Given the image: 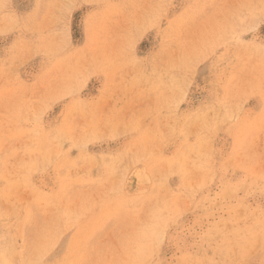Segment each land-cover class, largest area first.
<instances>
[{"label": "rangeland", "instance_id": "obj_1", "mask_svg": "<svg viewBox=\"0 0 264 264\" xmlns=\"http://www.w3.org/2000/svg\"><path fill=\"white\" fill-rule=\"evenodd\" d=\"M1 252L264 264V0H0Z\"/></svg>", "mask_w": 264, "mask_h": 264}, {"label": "bare ground", "instance_id": "obj_2", "mask_svg": "<svg viewBox=\"0 0 264 264\" xmlns=\"http://www.w3.org/2000/svg\"><path fill=\"white\" fill-rule=\"evenodd\" d=\"M12 198H13V197H12ZM43 204H44V203H43ZM159 234H160V233H159ZM234 248H235V247H234ZM0 254H3V253L1 252ZM213 256H214V255H213ZM4 259H5V258H4ZM13 261H14V259H13ZM5 263L7 264L8 262H5ZM5 263H4V264H5ZM9 263H10V262H9ZM9 263H8V264H9ZM15 263H16V262H15ZM18 264H19V263H18Z\"/></svg>", "mask_w": 264, "mask_h": 264}]
</instances>
